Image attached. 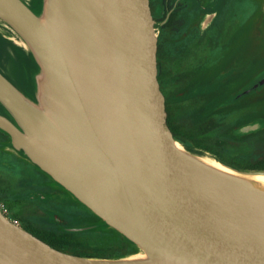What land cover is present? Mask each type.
Masks as SVG:
<instances>
[{"label": "water", "instance_id": "obj_1", "mask_svg": "<svg viewBox=\"0 0 264 264\" xmlns=\"http://www.w3.org/2000/svg\"><path fill=\"white\" fill-rule=\"evenodd\" d=\"M0 16L54 91L47 118L0 73V101L16 120L0 114V128L145 253L61 251L0 211V264H264V192L176 145L152 0H53L47 18L0 0Z\"/></svg>", "mask_w": 264, "mask_h": 264}, {"label": "rangeland", "instance_id": "obj_2", "mask_svg": "<svg viewBox=\"0 0 264 264\" xmlns=\"http://www.w3.org/2000/svg\"><path fill=\"white\" fill-rule=\"evenodd\" d=\"M45 1L33 11L39 17L45 16ZM163 2L152 0L157 18L163 13ZM179 3L184 26L175 30L157 27L165 87L178 105L173 120L183 135V142L174 137L176 145L185 151L183 143L197 145L195 140L204 135L201 147L224 162L208 161L248 173L232 165L250 167L264 162V0ZM44 70L42 65L36 76L38 103L33 106L38 112L44 107L40 91ZM12 146L11 136L0 132V199L27 231L42 234L48 228L88 235L66 251L72 254L105 251L112 256L97 259L118 261L145 257L144 251L133 246L108 251V240L118 237L116 229Z\"/></svg>", "mask_w": 264, "mask_h": 264}, {"label": "trees", "instance_id": "obj_3", "mask_svg": "<svg viewBox=\"0 0 264 264\" xmlns=\"http://www.w3.org/2000/svg\"><path fill=\"white\" fill-rule=\"evenodd\" d=\"M32 11L35 8H39L44 0H22ZM164 0V10L161 17L157 18L158 24L165 29L175 30L183 25V6L179 3V0ZM153 8V5H152ZM154 13V8H153ZM158 32V28H157ZM159 33V32H158ZM41 70V62L36 56L33 49L30 47L25 38L3 17L0 16V73L29 101L32 103H38L37 96V82L36 76ZM165 71L163 70V62L161 58V44L159 42V77L161 80L162 88L166 94V104L170 111L168 116V124L173 132L176 139L183 138L182 133H180L181 128L175 125L173 116L175 114L176 108L178 107L176 101L169 98L168 91L165 87ZM0 114L8 117L12 121H16L10 111L6 106L0 101ZM0 132L5 133L10 136L6 131L0 128ZM206 138L204 135L199 136L195 140L197 145H190L183 143L186 152L204 159L216 160L223 163L222 159L215 157L205 151L201 144L205 142ZM183 142V141H182ZM197 146V147H196ZM12 148L19 152L25 154L23 149ZM28 158V156L25 154ZM216 158V159H215ZM35 164V163H34ZM36 167L40 168L35 164ZM232 167L244 170L248 172H264V162L250 167ZM43 173L47 174L45 171L41 170ZM22 227L27 230L23 225ZM47 231L42 234L34 233L37 237L41 238L51 246L61 250L69 251L72 247L78 246L82 241H85L88 235H83L81 231H60L46 229ZM118 237L108 240L110 244L108 251L116 252V250H128L131 246L135 247L137 250L142 251L135 243L126 238L122 233L114 230ZM117 251V252H118ZM76 255H81L89 258H108L112 256L110 253L102 252L101 254H81L76 252Z\"/></svg>", "mask_w": 264, "mask_h": 264}, {"label": "bare ground", "instance_id": "obj_4", "mask_svg": "<svg viewBox=\"0 0 264 264\" xmlns=\"http://www.w3.org/2000/svg\"><path fill=\"white\" fill-rule=\"evenodd\" d=\"M53 7V0H46L45 1V12H46V17L47 15L50 13L51 9ZM44 74L42 75L41 79H40V91L41 93H43V97H42V104H43V108L41 111H39V113H41L43 116L49 118L50 114H51V86L50 83L52 84V80L50 78L49 75V80L47 79L48 77V71L45 69L44 70ZM48 82H47V80ZM205 164L209 165L210 167L221 171L223 173L235 176L239 179H241L243 182H245L246 184H248L250 187L257 189L261 192H264V173H245V172H237V171H233L230 168H228L227 166L220 164V163H216L213 161H208V160H204Z\"/></svg>", "mask_w": 264, "mask_h": 264}, {"label": "built area", "instance_id": "obj_5", "mask_svg": "<svg viewBox=\"0 0 264 264\" xmlns=\"http://www.w3.org/2000/svg\"><path fill=\"white\" fill-rule=\"evenodd\" d=\"M0 211L8 218L10 219L13 223L16 225H19L22 227V224L20 223V220L18 218H14L7 203L3 200L0 199Z\"/></svg>", "mask_w": 264, "mask_h": 264}, {"label": "flooded vegetation", "instance_id": "obj_6", "mask_svg": "<svg viewBox=\"0 0 264 264\" xmlns=\"http://www.w3.org/2000/svg\"><path fill=\"white\" fill-rule=\"evenodd\" d=\"M174 1H176V0H174ZM170 2H172V0L170 1ZM163 4H164V2H163ZM163 10H164V8H163ZM183 13V12H182ZM155 16V15H154ZM156 18V29H157V17H155ZM183 18V17H182ZM183 23H184V18H183ZM158 35H159V33H158Z\"/></svg>", "mask_w": 264, "mask_h": 264}, {"label": "crops", "instance_id": "obj_7", "mask_svg": "<svg viewBox=\"0 0 264 264\" xmlns=\"http://www.w3.org/2000/svg\"><path fill=\"white\" fill-rule=\"evenodd\" d=\"M183 26H184V25H183ZM183 26H182V27H183Z\"/></svg>", "mask_w": 264, "mask_h": 264}]
</instances>
